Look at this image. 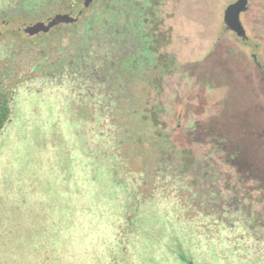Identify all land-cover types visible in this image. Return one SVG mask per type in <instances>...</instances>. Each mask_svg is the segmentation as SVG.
<instances>
[{
    "label": "trees",
    "instance_id": "16d2710c",
    "mask_svg": "<svg viewBox=\"0 0 264 264\" xmlns=\"http://www.w3.org/2000/svg\"><path fill=\"white\" fill-rule=\"evenodd\" d=\"M73 1L0 0V24ZM157 1L92 0L2 41L0 264H264V175L228 133L199 136V70Z\"/></svg>",
    "mask_w": 264,
    "mask_h": 264
},
{
    "label": "rangeland",
    "instance_id": "374dc122",
    "mask_svg": "<svg viewBox=\"0 0 264 264\" xmlns=\"http://www.w3.org/2000/svg\"><path fill=\"white\" fill-rule=\"evenodd\" d=\"M210 1L211 11L200 19L203 28L178 22L175 30L187 69L199 70L193 73L197 81L196 90L189 94L192 114L188 118L196 124L202 121L197 126L201 138L228 133L229 150L242 160L244 168L251 175H264V0H249L242 15L247 40L224 24V11L236 0ZM54 7L56 11L59 5ZM22 21L0 24V45L45 34L31 35L32 30Z\"/></svg>",
    "mask_w": 264,
    "mask_h": 264
},
{
    "label": "water",
    "instance_id": "95a60500",
    "mask_svg": "<svg viewBox=\"0 0 264 264\" xmlns=\"http://www.w3.org/2000/svg\"><path fill=\"white\" fill-rule=\"evenodd\" d=\"M91 1L92 0H86L81 4L80 8L72 12L54 15L46 21L39 22L34 25L29 24L27 21H22V25L25 27L29 26V28L32 30L31 35H36L39 32L48 33L54 27L59 25L74 24L79 20L82 14V9L87 7ZM248 7L249 0H236L234 3L227 6L224 11V24L226 29L243 40H247L248 36L241 18L242 15L248 10Z\"/></svg>",
    "mask_w": 264,
    "mask_h": 264
},
{
    "label": "flooded vegetation",
    "instance_id": "af4514ba",
    "mask_svg": "<svg viewBox=\"0 0 264 264\" xmlns=\"http://www.w3.org/2000/svg\"><path fill=\"white\" fill-rule=\"evenodd\" d=\"M82 1V0H81ZM210 0H158L156 5L162 12L167 13L173 11V20H166V24H172L177 28L179 25L183 26L186 23L203 28L200 19L205 12H210ZM73 2H76L75 0ZM211 2V1H210ZM217 2V1H216ZM214 0H212V4ZM71 12V11H70Z\"/></svg>",
    "mask_w": 264,
    "mask_h": 264
}]
</instances>
